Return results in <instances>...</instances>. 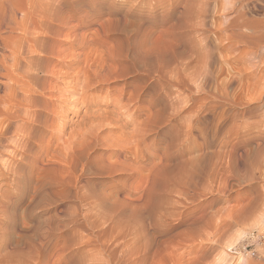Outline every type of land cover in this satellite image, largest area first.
Returning <instances> with one entry per match:
<instances>
[{"label":"rangeland","instance_id":"rangeland-1","mask_svg":"<svg viewBox=\"0 0 264 264\" xmlns=\"http://www.w3.org/2000/svg\"><path fill=\"white\" fill-rule=\"evenodd\" d=\"M52 1L49 59L22 56L31 102L9 94L0 45V264H264V47L231 50L227 34L252 30L221 25L241 7L263 27L264 0ZM16 20L3 35L23 36ZM104 63L109 81L60 102ZM120 93L140 137L79 125L84 103Z\"/></svg>","mask_w":264,"mask_h":264},{"label":"bare ground","instance_id":"bare-ground-1","mask_svg":"<svg viewBox=\"0 0 264 264\" xmlns=\"http://www.w3.org/2000/svg\"><path fill=\"white\" fill-rule=\"evenodd\" d=\"M236 2L237 1L232 2L231 4L234 6ZM28 5H29V9L27 10L21 9L18 7L17 2L15 0H8L4 17H1L0 15L1 17L0 45H2L5 51L6 50L8 51L7 52L8 54L5 55L4 53L5 55L4 58H6L7 65H8V68H7L8 71H7L6 76L8 77V80L12 81V82L9 81V83H13L12 85L7 84L6 87H7V90L9 91V94L10 93L13 94L15 91V88L17 89L19 88L21 90L23 89L24 91L29 89L30 91H32L29 97H25V99H23L27 103L31 102L32 94H35V92H38V89L31 87L28 84L24 83L23 78H25V69H24L25 67L23 66V63H22L23 61L22 56L24 54H31L29 57L30 59L28 58L30 61L49 59V52L45 45V40L52 37L51 26H50V23L48 24L49 21H47L48 19L50 20L52 16L49 17L48 15H46L45 11L51 10L52 12L53 1L49 0V1L44 2L43 0H38V1L29 0ZM245 12H246L245 8L240 7L238 10L235 11V13L229 16H226L224 18V21L221 23V25H227L228 27L232 26V27H236L237 29H241V30L243 28L249 27L248 29L252 30L251 34H249V32L248 34L243 32L241 34V37H235L232 34H227L226 37L222 41L227 40L226 43L229 44V48L233 51L234 50L238 52L241 51V53L245 56L252 55L255 58L261 59L260 58L261 56L260 53L262 52L261 47H264V45H261L262 42L264 43L263 41L264 40V25L262 27V24L261 26L260 25L257 26L253 24L255 25L254 27L252 26V24L248 25L249 22L248 24H246L247 20H244V16L246 15ZM19 14L21 15V21L17 25L18 26L17 29L23 33V36L18 37L16 39V38L9 37L8 35L7 36L3 35L4 32L2 29L4 26L15 29L16 26L14 27V25L17 22L16 19L19 17ZM44 18H47V19H44ZM45 25L46 27L43 29V26ZM39 29H43V32L40 33ZM37 33H40V34H37ZM253 38H256V41L254 42V45L256 46V48L253 49L251 48V46L245 47V45H247L250 42L249 39L251 40V42L254 41ZM242 43H244V46ZM134 62H139V61H134ZM141 62L145 64V66H147L150 61H141ZM111 67H112L111 63H107V64L104 63L101 65H96V67L92 70V73L89 74L87 77H85L86 79H81L80 77H77V78L74 77L72 79L73 83L71 84L69 83L68 85L63 87L61 90H59V93L61 95V98H59L60 102L62 103L66 102L65 100L67 99L68 96H71V98H73L74 100L73 102L75 103L79 102L78 97H76L77 93L81 91H83L84 93H87L88 88L90 86H93L92 85L93 82L96 84L98 82L104 83L103 81H109L108 79H109L110 74L112 73V75H114V72H116L114 71L116 67L113 66L115 68L112 67L113 68L112 70H111ZM188 70L189 69L186 68L185 72L189 76V78L193 80L192 81L193 84L196 86V88H198V90L202 89L200 88L201 86L198 83L199 79L201 78V75L197 74V72H195L196 74L195 73L190 74ZM259 70L264 71L260 68ZM262 75L264 76V74ZM258 77H261V75L260 76L258 75ZM86 80L88 81V84L86 83ZM90 81H93V82L90 84ZM187 83L188 81L186 82V85ZM183 84L185 83L183 82ZM80 87L82 88L81 91L79 89ZM133 99L134 97H130V99H126L123 93H120L114 96L110 95L102 99H100L98 96H95L92 99H90L87 103H84V105L86 106V111L83 112L84 116L82 117L81 121H79L80 122L79 125L84 124L88 127V123H89L90 125L89 133L95 135L96 138L104 139L107 137L106 135L102 136L104 132L108 134H111V133L114 134V131H113L114 126L120 127L119 131L115 134V136H121L122 132H125V131L127 132V130L129 129L128 125L133 123L136 126L131 129L130 131L131 135L130 134L129 135L135 138L140 137L141 132L143 130L141 123L138 121V117H139L138 113L141 111V106L140 104L139 105L135 104ZM52 105L54 104L52 103ZM103 106L104 107L107 106L110 108H103ZM64 108L65 107L61 106L60 108L61 112L57 114L58 115L57 120L62 121L61 122L62 125L66 126L69 124L70 121H68L69 116H66L67 114L65 115V112H67V110H65ZM148 111L149 112L151 111V107L149 105H148L147 112ZM239 264H244L243 258L241 259V261H239Z\"/></svg>","mask_w":264,"mask_h":264}]
</instances>
